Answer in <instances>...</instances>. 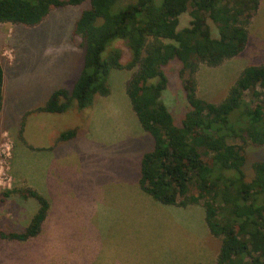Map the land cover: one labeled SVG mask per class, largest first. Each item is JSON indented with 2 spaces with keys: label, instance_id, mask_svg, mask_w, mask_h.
<instances>
[{
  "label": "trees",
  "instance_id": "1",
  "mask_svg": "<svg viewBox=\"0 0 264 264\" xmlns=\"http://www.w3.org/2000/svg\"><path fill=\"white\" fill-rule=\"evenodd\" d=\"M83 1L0 0V22L32 27L52 9ZM88 1L72 29L83 49L82 69L71 90L55 89L35 111L61 113L72 101L86 108L96 95L110 93L112 69L132 70L125 92L154 141L140 159V189L163 205L200 204L206 226L220 239L216 264H264V161L252 163L249 179L244 170L245 146L264 145V64L242 69L218 103L198 96L195 79L201 63L217 66L243 51L259 0ZM185 12L189 24L179 29ZM209 21L217 37L211 36ZM115 39H124L130 49L126 63L118 48L102 55ZM173 58L181 62L189 106L178 125L161 100L167 85L163 67ZM2 85L0 63V111ZM75 133L67 130L57 140ZM14 192L34 198L38 207L21 232L1 229L0 237L24 241L40 233L49 203L30 187L7 189L1 197Z\"/></svg>",
  "mask_w": 264,
  "mask_h": 264
},
{
  "label": "rangeland",
  "instance_id": "2",
  "mask_svg": "<svg viewBox=\"0 0 264 264\" xmlns=\"http://www.w3.org/2000/svg\"><path fill=\"white\" fill-rule=\"evenodd\" d=\"M153 2L160 5L161 0ZM88 6L89 1L85 0L77 5L54 8L32 27L0 22L4 102L1 123L9 130L5 132L0 128V230H22L29 219V207L20 209L15 204L18 192L7 197H1V193L11 188L27 187L16 181L14 176L24 175L32 181L35 171L40 169L33 163L20 169L18 134L27 141L39 139L46 142L54 130H70L64 131L66 122L43 120L40 116L45 115H25L23 119V114L43 103L45 93L52 88L72 89L83 65L80 38L72 35V29L75 20ZM258 6L248 26L250 37L243 51L217 66L199 65L195 79L200 98L220 102L242 69L264 64V0H259ZM189 21L188 12L182 13L178 28L187 26ZM209 25L211 36L217 37L216 25L210 21ZM110 48L121 51L122 63L130 60L131 52L124 39H115L102 55L106 56ZM180 67L181 62L177 58L163 67L167 85L161 94V100L177 125L189 108L179 76ZM131 73L132 70L125 68L112 69L108 78L110 93L94 97L92 112H88L89 106L78 111L75 101L69 104L67 122L77 128L72 126L76 133L69 138L64 149L67 164L76 166L78 181L93 182L95 193L104 185L110 190L115 186L118 196L132 197L130 219L126 215L121 216L125 220L124 226L123 221L118 220L120 214L117 209L115 212L108 208L109 213H115L102 220V224L106 220L108 228L99 227L95 220L90 228L84 226L81 230L84 233L79 243L81 250L73 251L74 254L69 250L60 254L53 244L51 252L47 253L48 259L43 251V232L27 243L0 237V264H216L220 239L210 234L205 223H201L200 215L204 209L200 204H188V209L163 205L136 185L141 156L153 148L154 141L149 133L142 130L129 105L125 84ZM244 98L249 99L247 92H244ZM85 112L88 114L83 117ZM70 150H74L71 159L68 156ZM245 153L244 170L249 179L253 174L252 163L264 161V145L247 144ZM63 180L70 181L68 171ZM18 185L22 187L17 188ZM129 188H132V194H127ZM193 191L196 192L191 189ZM121 202L122 198L118 199V203ZM63 210L69 212V206H63ZM73 218L66 215L67 222L73 223ZM123 229L125 236L122 235ZM88 232H91L90 239H86ZM76 245L72 243L71 248Z\"/></svg>",
  "mask_w": 264,
  "mask_h": 264
},
{
  "label": "crops",
  "instance_id": "3",
  "mask_svg": "<svg viewBox=\"0 0 264 264\" xmlns=\"http://www.w3.org/2000/svg\"><path fill=\"white\" fill-rule=\"evenodd\" d=\"M248 37H250L249 30H248ZM0 63H1V59H0ZM54 90L55 88H52L50 91L46 92L45 93L46 97L43 103H40L35 107L28 109L23 114V119L25 118V115H30L33 117H36L38 115H45L40 117H42L43 120H52L53 123L66 122L67 125L66 127H64V131L67 128L68 129L77 128L75 127V125L72 124L69 125L68 116L66 117V110L61 113L35 111V108L42 106L45 103L47 98ZM129 105H130V101H129ZM93 106L94 104L92 103L91 105H89V108H87L89 109L88 111L89 113L92 112L91 109ZM3 109H4V102H3V93H2V108L0 111V128L1 130L8 132L9 131L8 128L1 123ZM84 109L86 108L80 109L78 111L81 112ZM88 112H85L83 117L86 116ZM87 120H90L89 117ZM87 127L88 126L84 127V129H86ZM62 132H63L62 129L58 131L54 130L51 137L46 142H42L39 139L27 141L25 137L21 136L20 134H18V138H17V140L19 141L17 152H19L18 156H21V158H19L18 160L20 169L22 170L26 164H32V163L35 164L37 168L40 167V169L35 171V176L32 181H30V179L26 178L24 175L21 176L20 175L21 173L19 174L20 176H14V179L19 182L21 181L20 184L22 186L26 185L27 187L35 189L38 193L43 195L49 203V208L46 217L42 223V227L40 231V233L43 232V238H44L43 251L44 254H46L45 257L46 259H48L47 253L48 251L51 252L53 244L54 247H56L55 249L58 250L60 254L63 251L68 252V250L71 254H74L73 251L81 250L82 246L79 245L81 244L84 235V233L81 231L82 228H84V226L90 228V226L95 220H97V223H99V227L101 226L108 228L106 224V220L103 222V224H102V220L106 219V215L108 216L115 215V213L114 214L109 213L108 212L109 209H112L115 212L117 209L118 214H120L118 220L121 222L123 221L122 224L124 226H125V220H123L121 216L126 215V217L130 219V212L133 209L132 207L133 205L131 204L132 197L118 196L117 192L114 190L116 189L115 186H113L114 189L110 190L109 186L105 187L104 185V187L101 188V190L95 193L93 191V182L91 181L82 182L77 180L76 166H69L67 164L66 150H64L65 145H68L67 143L70 139L57 140V137ZM89 132H91V130ZM13 140L16 139H12V141ZM12 145H13L12 150H14L15 147L14 143ZM62 149L64 150L63 152ZM68 156L69 159H71L74 156V150H70ZM70 169L75 170V172L71 173ZM67 171L69 174L70 181L63 180V175L67 174ZM139 175H140V171L138 173V177L135 178V181L137 187L140 189L138 184ZM123 185L130 186L127 183H123ZM22 186L18 185L16 187L19 188ZM68 188L70 190L69 192H68ZM127 194H132V188L127 189ZM120 198H122V202L118 203V199ZM35 201L36 200H34V198L31 197L25 198L21 194H18V199L15 204L20 206V209L21 208L24 209L26 206L29 207V219L26 223L23 224L22 230L26 227L30 218L35 213L38 207L37 202ZM32 202L33 204H30ZM67 205L69 206V212H65L63 210V206H67ZM167 206L177 207V205H167ZM184 207H185L184 209H188L190 206H184ZM66 215H70L74 217L73 219H71V221H74L75 223L67 222ZM57 216H60V218L57 219ZM89 217L91 219H89ZM201 217H202L201 223L204 224L205 220H204L203 210H202V214L200 215V218ZM74 225L75 228H73ZM10 230L14 232L22 231L21 229H17V228L14 229L10 228ZM40 233L35 237L29 238L21 242L27 243L31 241V239L38 237ZM90 234L91 232H88L86 239H90ZM122 235L125 236L124 229L122 231ZM72 243H77V245L71 248ZM38 249L40 250V248Z\"/></svg>",
  "mask_w": 264,
  "mask_h": 264
}]
</instances>
